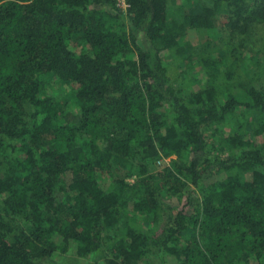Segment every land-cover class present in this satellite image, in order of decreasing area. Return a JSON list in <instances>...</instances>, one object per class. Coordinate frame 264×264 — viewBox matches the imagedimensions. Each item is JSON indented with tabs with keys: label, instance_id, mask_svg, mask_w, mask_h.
I'll list each match as a JSON object with an SVG mask.
<instances>
[{
	"label": "trees",
	"instance_id": "1",
	"mask_svg": "<svg viewBox=\"0 0 264 264\" xmlns=\"http://www.w3.org/2000/svg\"><path fill=\"white\" fill-rule=\"evenodd\" d=\"M128 2L0 0V264H264V0Z\"/></svg>",
	"mask_w": 264,
	"mask_h": 264
},
{
	"label": "rangeland",
	"instance_id": "2",
	"mask_svg": "<svg viewBox=\"0 0 264 264\" xmlns=\"http://www.w3.org/2000/svg\"><path fill=\"white\" fill-rule=\"evenodd\" d=\"M177 4H181L182 0H176ZM208 2H210V0H208ZM225 17L219 16V20H218V25L220 27V31H222L221 29V25L222 23L225 22ZM225 31V30H223ZM189 38L193 43H197V41L199 40V38L201 37V32H198L197 30L194 29H190L189 30ZM223 34V33H222ZM258 36L259 38L261 37L262 41L264 42V27L260 26L258 29ZM259 45H262V42H257V47ZM250 53L247 54L248 57L253 58V54L254 57L257 56V58H261L264 56V51H262L261 49H259L256 52H251L248 51ZM168 56V54H167ZM171 58H168L167 60H170ZM177 65L174 64L172 65V70L175 71ZM197 70H192V76L196 74ZM197 75L199 76V73L197 72ZM199 84H197L196 86L194 85V88H198ZM56 91L59 93L60 96H65L66 93H68L67 91L69 90L68 88H64V86L60 87V84L55 82V84L53 85V91ZM170 160L167 158H163L161 160V163L158 164L157 169L155 168V170H158L159 168L163 167L166 163H169ZM135 178L129 179V181L133 182ZM192 188H194L192 185H187L186 189H185V194L182 195H173V194H166L165 195V199L164 202L169 204L172 207L175 208H185L187 210L190 211L191 207L188 204V200H187V195L186 192H188V190H192ZM131 216H133V214H129L126 217H124L118 224L121 226L126 225L128 223H130V219ZM119 225L112 229L109 232V236H108V244L103 247L102 249L96 251L95 253L87 256V257H79L77 255H75V253L73 251H68L66 253L61 252V251H56L51 257H46L42 259V264H106V256L109 253L110 247L113 244L114 240L118 237L119 231ZM135 225L142 228L143 230L148 231L149 230V224L146 223L144 221L143 218H139L138 221L135 222ZM149 264H177V261L175 258H173L172 256H168L165 255L163 258V262H162V258L158 255H153L151 257V259L149 260Z\"/></svg>",
	"mask_w": 264,
	"mask_h": 264
},
{
	"label": "built area",
	"instance_id": "3",
	"mask_svg": "<svg viewBox=\"0 0 264 264\" xmlns=\"http://www.w3.org/2000/svg\"><path fill=\"white\" fill-rule=\"evenodd\" d=\"M117 3V6L120 7L122 10H124L125 12L129 9L130 4L128 2V0H115Z\"/></svg>",
	"mask_w": 264,
	"mask_h": 264
}]
</instances>
